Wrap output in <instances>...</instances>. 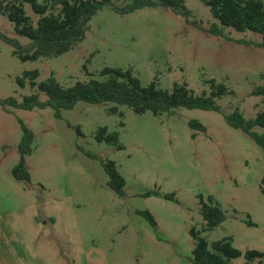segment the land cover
Instances as JSON below:
<instances>
[{
  "label": "rangeland",
  "instance_id": "1",
  "mask_svg": "<svg viewBox=\"0 0 264 264\" xmlns=\"http://www.w3.org/2000/svg\"><path fill=\"white\" fill-rule=\"evenodd\" d=\"M185 2L188 20L163 7L131 14L104 8L85 40L57 58L23 62L0 38V264H193L190 231H203L201 199L208 203L211 196L227 220L202 236L210 244L230 237L243 252L264 253V153L225 120L236 109L247 120L264 111V98L252 95L264 85L262 38L231 28L214 35L217 21L210 9L202 0ZM25 9L38 20L29 5ZM0 33L24 49L30 46L2 15ZM105 68L132 69L143 86L156 82L170 90L187 84L200 95L215 79L234 93L217 101L219 112L178 108L159 116L126 106L110 114L117 106L112 103L80 101L63 110L62 118L51 108L7 105L37 93L18 84L27 71L39 72L38 83L54 76L70 88L100 79ZM20 120L35 135L26 157L30 181L13 176L21 161ZM193 120L207 131L192 129ZM100 128L118 133L124 149L98 142ZM111 161L126 180L124 197L109 187L105 165ZM152 191L161 196L148 197ZM173 194L175 201L164 198ZM145 211L157 229L141 214ZM245 263L244 257L232 262Z\"/></svg>",
  "mask_w": 264,
  "mask_h": 264
},
{
  "label": "trees",
  "instance_id": "2",
  "mask_svg": "<svg viewBox=\"0 0 264 264\" xmlns=\"http://www.w3.org/2000/svg\"><path fill=\"white\" fill-rule=\"evenodd\" d=\"M127 4L119 7L114 0H2L0 1V15L5 16L14 25L15 32L28 40L27 49L19 42L6 38L0 33V38L6 40L14 48V55L23 62H36L40 59L57 58L73 51L82 43L90 28L92 19L104 8L110 7L123 14H131L144 8L163 7L171 9L176 15L189 19L190 11L185 0H124ZM217 21L211 32L221 36L223 30L234 29L238 33L251 32L262 38L260 43L264 47V3L261 0H202ZM29 5L39 18L32 19L27 15L25 6ZM39 72L27 71L18 84L22 88L27 85L37 93L24 97L20 103L15 99L7 101V105L15 109L33 111L34 109L51 108L57 118H62L63 110H71L80 101L91 105L112 103L117 106L110 108V114L119 113L118 106H126L136 114L151 112L155 116L173 113L175 109L219 112L217 101L231 91L224 83L215 79L207 81L209 91L196 95L187 84H175L172 89H163L156 82L143 86L132 69L105 68L100 73V79L86 82H76L70 88L63 87L54 76L38 83ZM39 93L47 97L40 100ZM255 97L264 98V85L256 88ZM123 116V114H120ZM227 123L251 137L264 153V111L254 119L247 120L239 109L225 115ZM23 138L19 145L21 161L13 170V176L18 181H30L31 176L26 166V157L32 153L34 133L20 120ZM192 129L206 132V127L199 121L189 122ZM260 128L263 132L255 131ZM98 142L116 146L119 150L124 146L119 144V134L109 133L107 128H100L96 136ZM105 170L109 176V187L120 197L125 196L126 180L119 172L115 162H108ZM262 193L264 194V176L262 178ZM150 196H161L158 191L148 193ZM166 200L175 201V195H164ZM201 215L205 221L203 231L193 228L190 231L194 240L192 251L193 264H232L236 259L244 257L245 264H253L256 260L262 262L264 253L257 250L243 252L234 246L230 237L210 244L202 233L212 232L227 220V214L214 197L208 198V203L201 199ZM149 223L158 228L157 221L149 212H141ZM249 226H254L250 221Z\"/></svg>",
  "mask_w": 264,
  "mask_h": 264
},
{
  "label": "crops",
  "instance_id": "3",
  "mask_svg": "<svg viewBox=\"0 0 264 264\" xmlns=\"http://www.w3.org/2000/svg\"><path fill=\"white\" fill-rule=\"evenodd\" d=\"M0 224H2V220H0Z\"/></svg>",
  "mask_w": 264,
  "mask_h": 264
},
{
  "label": "water",
  "instance_id": "4",
  "mask_svg": "<svg viewBox=\"0 0 264 264\" xmlns=\"http://www.w3.org/2000/svg\"><path fill=\"white\" fill-rule=\"evenodd\" d=\"M261 189L263 188V186L260 187Z\"/></svg>",
  "mask_w": 264,
  "mask_h": 264
}]
</instances>
